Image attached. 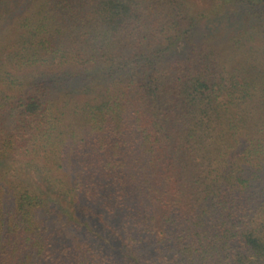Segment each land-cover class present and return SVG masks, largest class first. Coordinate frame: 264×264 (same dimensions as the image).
Returning a JSON list of instances; mask_svg holds the SVG:
<instances>
[{
    "label": "trees",
    "instance_id": "16d2710c",
    "mask_svg": "<svg viewBox=\"0 0 264 264\" xmlns=\"http://www.w3.org/2000/svg\"><path fill=\"white\" fill-rule=\"evenodd\" d=\"M0 264H264V0H0Z\"/></svg>",
    "mask_w": 264,
    "mask_h": 264
}]
</instances>
